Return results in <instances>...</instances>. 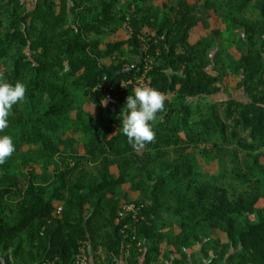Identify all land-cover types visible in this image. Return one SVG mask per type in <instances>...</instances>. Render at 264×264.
Listing matches in <instances>:
<instances>
[{"label": "trees", "instance_id": "obj_1", "mask_svg": "<svg viewBox=\"0 0 264 264\" xmlns=\"http://www.w3.org/2000/svg\"><path fill=\"white\" fill-rule=\"evenodd\" d=\"M157 1L34 0L27 8L24 0H0V73L27 86L0 132L16 148L0 164V264H76L82 248L87 264H264V214L253 206L264 165L244 178L203 173L189 150L202 145L203 162L229 146L263 152L264 0L256 3L257 25L236 26L234 72L245 98L220 100L207 97L232 58L213 52L208 35L191 43V31L207 26L223 1L235 15L253 0ZM121 30L126 39L106 41ZM140 76L166 102L154 141L137 151L120 114L134 89L124 85ZM79 127L86 162L60 157ZM24 147L39 153L43 171L52 166L47 187L13 172L20 156L27 160ZM231 180L251 193L226 186ZM124 184L143 195L127 199Z\"/></svg>", "mask_w": 264, "mask_h": 264}, {"label": "rangeland", "instance_id": "obj_2", "mask_svg": "<svg viewBox=\"0 0 264 264\" xmlns=\"http://www.w3.org/2000/svg\"><path fill=\"white\" fill-rule=\"evenodd\" d=\"M34 0H24L26 3V7L29 8L32 6ZM190 4H194L197 0H186ZM258 0L250 1L248 8H246V11L240 14L232 15V8L228 4V2H222L224 4L222 7H218V9L214 12H211V16L206 19L207 26H198L191 31V37L190 42L191 43H197L202 42L203 39L206 38V36H209V39H212L213 42H215L217 45L213 52H215L217 49L224 51L227 56H229L231 59V62L229 63L230 66L226 67L225 75H222L220 78L219 84H217L215 87L216 89H219L216 91L213 95L208 96V99H226L229 97L236 98V99H242L244 97L243 89L239 86V77L234 72V65L237 62L239 58V52L236 47V41L234 39H237L239 36V33L241 31L237 30L236 28L237 24L240 21H249L252 24H256L258 22V15L256 13V3ZM165 2L164 0H158L156 2L157 5H161L160 3ZM176 0H169L168 3H175ZM221 4V5H222ZM233 16L235 20L233 19ZM259 24V23H258ZM211 33L209 34V32ZM146 32V30H144ZM243 38L246 39L245 34H242ZM127 35L124 32V30L119 31L114 37H108L106 41L108 42H115L117 40H123L126 39ZM144 41V40H141ZM205 42V41H203ZM106 64H109L110 61H106ZM264 77V75H263ZM133 85L132 87L135 88L140 84H145L144 82V76H140L138 78H135L134 80L128 82L124 85V87L128 85ZM123 87V86H122ZM204 102L206 100H203ZM93 114L95 111L93 110ZM85 130V129H84ZM84 130H80V127L77 128L76 131L73 132V135L70 137V143L68 142L63 152H61L60 157H65V154L67 153V156L70 157L71 154L75 153L76 155H84L85 162L90 159L89 155L85 153L84 151V143H85V136ZM202 145L195 144L194 142L191 143L189 150L191 151L192 155L194 156L197 165L200 167L201 171L203 173H218V172H226L232 176L235 177H250L249 173L252 169L253 165L255 163H259L261 165H264V150L260 154L259 152H249L246 150H243L237 146H229L226 148V150H222V152H211L206 157V162H203L199 159V152L198 149ZM208 149V148H206ZM20 153L26 154L27 160L24 162L23 158L21 164L17 163L14 168V173H17L19 175L26 176L30 178L31 180H36L41 186L47 187L49 183L52 181V178L50 177V174L52 173L53 169L52 166H49L48 170L43 171L42 166L40 162H36L35 160L39 158V153H34L33 148L24 147L21 149ZM14 156V154L12 155ZM177 155L173 150H168L166 153V157H169L170 160H173ZM71 163V162H70ZM23 165V173H22V166ZM73 165V164H72ZM86 167L88 170H90L89 176L93 177L95 176V170L94 166H92V163H87ZM255 172V171H254ZM30 173V174H29ZM110 173L113 176H117V169L116 167L110 168ZM248 175V176H247ZM232 182V183H231ZM233 186L237 193L243 194V195H249L251 193V189L246 186H241L237 184V182L231 180L226 186ZM143 188V187H142ZM185 186H178V191H184ZM122 191L127 195V199L130 200H136L141 195H143V190H132L130 189V186L128 184L122 185ZM258 200L254 203V209L255 211H259L262 214H264V181L261 183V186L258 189ZM126 201H120V205H125ZM249 221H254V214L248 215ZM176 232V230H175ZM221 237H224V235H220ZM81 253L83 255L82 258H84V250L81 249ZM86 263V259L85 262Z\"/></svg>", "mask_w": 264, "mask_h": 264}, {"label": "clouds", "instance_id": "obj_3", "mask_svg": "<svg viewBox=\"0 0 264 264\" xmlns=\"http://www.w3.org/2000/svg\"><path fill=\"white\" fill-rule=\"evenodd\" d=\"M27 86L23 82H9L0 73V132L9 126L8 118L12 115L13 106L26 99ZM166 96L160 90L140 84L133 89V94L126 97V105L122 109L120 128L128 143L139 151L146 144L154 141L156 132L154 125L158 114L164 111ZM107 99L103 100L106 106ZM16 148L13 137L0 136V164H4L14 154Z\"/></svg>", "mask_w": 264, "mask_h": 264}, {"label": "built area", "instance_id": "obj_4", "mask_svg": "<svg viewBox=\"0 0 264 264\" xmlns=\"http://www.w3.org/2000/svg\"><path fill=\"white\" fill-rule=\"evenodd\" d=\"M60 209H58L59 211ZM123 211H127V212H133V207L131 205H124L123 206ZM121 215V214H119ZM85 262V257L82 258L81 260H79V262H77L76 264H84Z\"/></svg>", "mask_w": 264, "mask_h": 264}]
</instances>
